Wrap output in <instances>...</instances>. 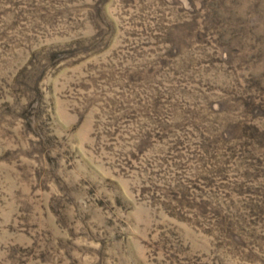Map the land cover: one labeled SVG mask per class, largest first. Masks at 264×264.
<instances>
[{
	"label": "rangeland",
	"instance_id": "obj_1",
	"mask_svg": "<svg viewBox=\"0 0 264 264\" xmlns=\"http://www.w3.org/2000/svg\"><path fill=\"white\" fill-rule=\"evenodd\" d=\"M0 264H264V0H0Z\"/></svg>",
	"mask_w": 264,
	"mask_h": 264
}]
</instances>
